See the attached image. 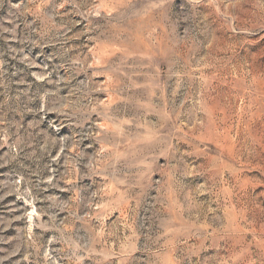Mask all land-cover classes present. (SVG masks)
I'll return each mask as SVG.
<instances>
[{"label":"rangeland","instance_id":"obj_1","mask_svg":"<svg viewBox=\"0 0 264 264\" xmlns=\"http://www.w3.org/2000/svg\"><path fill=\"white\" fill-rule=\"evenodd\" d=\"M0 264H264V0H0Z\"/></svg>","mask_w":264,"mask_h":264}]
</instances>
